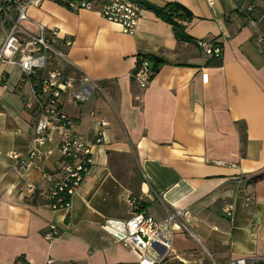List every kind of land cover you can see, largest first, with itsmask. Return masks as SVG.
<instances>
[{"label": "crops", "instance_id": "obj_1", "mask_svg": "<svg viewBox=\"0 0 264 264\" xmlns=\"http://www.w3.org/2000/svg\"><path fill=\"white\" fill-rule=\"evenodd\" d=\"M139 1L185 7L186 34L217 42L221 56L178 42L152 9L142 7L135 32L127 34L97 10L72 11L58 0L31 6L30 20L72 40L69 59L101 87L81 105L65 97L62 111L86 139L94 130L91 111L108 126L70 210H53L42 172L14 170L10 155L30 148L33 115L24 107L29 88L22 71L0 66V264L19 257L25 264H138L136 250L101 228L105 219L131 217L132 192L157 220L188 208L191 237L218 263L264 258V179L250 182L264 172V42L258 40L264 0H214L213 7L206 0ZM4 35L0 21V42ZM142 55L162 62L145 89L131 76ZM56 162L53 156L42 169ZM52 227L58 236L48 239ZM189 236L176 234V252L198 249Z\"/></svg>", "mask_w": 264, "mask_h": 264}, {"label": "built area", "instance_id": "obj_2", "mask_svg": "<svg viewBox=\"0 0 264 264\" xmlns=\"http://www.w3.org/2000/svg\"><path fill=\"white\" fill-rule=\"evenodd\" d=\"M58 1L72 11L97 10L103 19L118 24L127 34L135 32L142 14L139 0ZM206 1L213 7L214 0ZM42 2L0 0V21L5 33L0 42V66H16L22 71L23 82L29 88L24 107L33 115L30 148L25 154L11 153L10 156L15 161L14 170H40L49 184V205L53 210L68 212L72 195L95 163L93 147L102 144L103 129L108 122L91 111L94 130L91 139H86L76 130L75 121L62 111L65 97L73 105H81L101 91V87L69 59L72 40H61L56 27L30 20L28 9L39 7ZM24 23L32 24L37 32H31ZM250 24L255 26L256 22L250 20ZM258 40L264 42V37L259 36ZM196 46L209 57L221 56L222 47L215 41L199 39ZM131 76L140 89L148 87L153 76L148 59L138 56ZM53 156L57 162L50 171H44L42 164ZM27 189L32 191V185ZM138 203L136 198H130L133 212L129 219H105L101 224L115 241L139 253L138 264H167V261L170 264H264V258L243 257L218 263L201 251L180 254L173 247L174 237L178 233L192 236L191 211L174 208L165 218L157 220L140 209ZM225 212L227 216L232 214L231 208ZM56 236L58 231L54 227L46 234L48 239Z\"/></svg>", "mask_w": 264, "mask_h": 264}, {"label": "trees", "instance_id": "obj_3", "mask_svg": "<svg viewBox=\"0 0 264 264\" xmlns=\"http://www.w3.org/2000/svg\"><path fill=\"white\" fill-rule=\"evenodd\" d=\"M140 4L143 8L154 10V12L162 20L170 24L172 26L174 36L178 42H190L196 44V41L192 37L186 34L185 28L182 25V22L188 21L191 18V13L185 7H183L182 5L176 2L167 3L163 7H156L149 3H144L141 1ZM142 57L148 59V61L151 63V68L153 70V73L159 70L162 63L160 59L151 55H142ZM259 179H264V172H261L256 176L252 177L250 179V182ZM131 198H136L137 201H139L138 197L134 192H132ZM140 204L141 203L139 202L138 206H140ZM16 264H25L24 258L19 257L16 261Z\"/></svg>", "mask_w": 264, "mask_h": 264}, {"label": "rangeland", "instance_id": "obj_4", "mask_svg": "<svg viewBox=\"0 0 264 264\" xmlns=\"http://www.w3.org/2000/svg\"><path fill=\"white\" fill-rule=\"evenodd\" d=\"M29 13H30V11H29ZM65 105H67V103H65ZM189 238L192 241V243L198 247V249L195 250V252H200L201 251V252L204 253L203 249H201L200 245L193 239V237L189 236Z\"/></svg>", "mask_w": 264, "mask_h": 264}]
</instances>
